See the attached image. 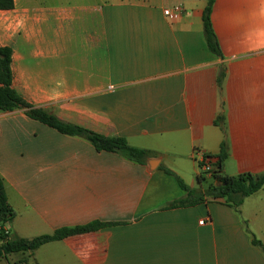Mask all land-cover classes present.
Instances as JSON below:
<instances>
[{
    "label": "crops",
    "instance_id": "0c3cea01",
    "mask_svg": "<svg viewBox=\"0 0 264 264\" xmlns=\"http://www.w3.org/2000/svg\"><path fill=\"white\" fill-rule=\"evenodd\" d=\"M13 1L0 10V45L12 48L17 92L63 121L122 136L148 157L97 151L23 109L0 112L12 235L114 223L13 252L11 263L44 264L35 251L56 244L63 264H264L252 236L263 247L264 239L249 225L264 208L247 205L260 192L257 204L264 202V186L237 209L211 198L169 207L186 195L178 177L205 188L198 161L208 154L214 164L222 141L226 174L264 173V0H213L222 57L203 34L206 0ZM175 7V18L164 14Z\"/></svg>",
    "mask_w": 264,
    "mask_h": 264
},
{
    "label": "trees",
    "instance_id": "16d2710c",
    "mask_svg": "<svg viewBox=\"0 0 264 264\" xmlns=\"http://www.w3.org/2000/svg\"><path fill=\"white\" fill-rule=\"evenodd\" d=\"M212 3L213 0H206V5L202 12L203 34L208 49L214 55L222 57L221 48L210 18ZM13 6V0H0V10L11 9ZM11 56V46L0 45V112L23 109L29 118L46 124L63 134L85 138L97 151L117 152L138 163H144L146 161L148 151L143 148L131 146L126 138L122 136H107L86 127L63 121L45 108L26 100L12 86ZM222 76L223 73L221 72L218 81H220ZM220 120L221 116L216 119V123H220ZM216 157L217 161L210 170L211 174L209 178L202 172H199L197 175L199 182L210 180L203 190L189 188L178 177V182L186 191V195L172 202L169 207L194 205L207 198H211L222 199L226 205L237 209L245 197L255 193L264 186V173L254 175L251 172H242L236 175H229L223 171L224 160L227 157L224 141L221 142L220 150ZM164 170L173 174L169 169L165 168ZM14 216L15 211L8 203L5 184L3 178L0 176V258L13 252L34 251L47 242L60 240L70 235L93 231L114 224L113 222L94 220L86 224L61 227L49 234H41L33 238H22L12 235L11 231L5 227L7 223L12 221ZM252 243L262 247L264 250L261 241L254 235L252 236Z\"/></svg>",
    "mask_w": 264,
    "mask_h": 264
},
{
    "label": "rangeland",
    "instance_id": "374dc122",
    "mask_svg": "<svg viewBox=\"0 0 264 264\" xmlns=\"http://www.w3.org/2000/svg\"><path fill=\"white\" fill-rule=\"evenodd\" d=\"M31 1L33 2L36 0H31ZM200 172L205 174V176H207L208 178L210 177V174H211L210 171L209 172L200 171ZM209 182H210L209 179L204 181V186L206 187ZM261 194L262 193L260 192L258 195L251 197L252 199L247 201V205H248L249 210H254V209L257 210L258 209L260 211L261 207L264 208V202L262 204H257L258 202L262 201V200L258 199V198H260ZM260 216L263 218L257 217V219L253 220V222H251V224H249V225H250V228L254 231L255 235L258 238L262 237L264 239V215H260ZM17 254H19V253H11L10 255H7L6 258H4V257L0 258V264H7V261H9L11 263L12 258L17 256ZM34 256L38 261L42 260L44 262V264H63V260H62L63 254H62V249H61L60 245H56V244L49 245L48 247L40 249L39 251H35ZM30 260H31L30 263H32V258ZM30 263H26V264H30Z\"/></svg>",
    "mask_w": 264,
    "mask_h": 264
},
{
    "label": "built area",
    "instance_id": "2783aa9c",
    "mask_svg": "<svg viewBox=\"0 0 264 264\" xmlns=\"http://www.w3.org/2000/svg\"><path fill=\"white\" fill-rule=\"evenodd\" d=\"M179 7H175L174 9H165L164 14L167 15L169 18H175L178 15ZM195 154L201 153L198 149H195ZM198 166L200 171H207L209 172L213 168V162L208 154H202L198 161ZM201 223L203 220L200 221Z\"/></svg>",
    "mask_w": 264,
    "mask_h": 264
}]
</instances>
